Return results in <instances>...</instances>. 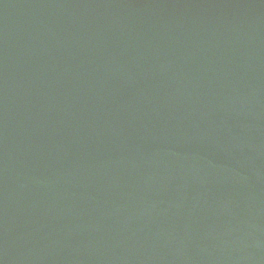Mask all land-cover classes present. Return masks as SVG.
<instances>
[{"label": "water", "instance_id": "1", "mask_svg": "<svg viewBox=\"0 0 264 264\" xmlns=\"http://www.w3.org/2000/svg\"><path fill=\"white\" fill-rule=\"evenodd\" d=\"M0 264H264V0H0Z\"/></svg>", "mask_w": 264, "mask_h": 264}]
</instances>
